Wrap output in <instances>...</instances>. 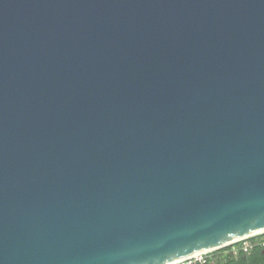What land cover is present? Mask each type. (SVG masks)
<instances>
[{"label":"water","instance_id":"1","mask_svg":"<svg viewBox=\"0 0 264 264\" xmlns=\"http://www.w3.org/2000/svg\"><path fill=\"white\" fill-rule=\"evenodd\" d=\"M263 230L264 0H0V264Z\"/></svg>","mask_w":264,"mask_h":264},{"label":"built area","instance_id":"2","mask_svg":"<svg viewBox=\"0 0 264 264\" xmlns=\"http://www.w3.org/2000/svg\"><path fill=\"white\" fill-rule=\"evenodd\" d=\"M254 248L264 249V230L240 237L225 245L204 250L195 255H187L165 264H220L229 257L247 253Z\"/></svg>","mask_w":264,"mask_h":264},{"label":"trees","instance_id":"3","mask_svg":"<svg viewBox=\"0 0 264 264\" xmlns=\"http://www.w3.org/2000/svg\"><path fill=\"white\" fill-rule=\"evenodd\" d=\"M264 264V254H260V249L256 250V254L252 256V258L247 261L246 259L238 258L235 259L231 257V259H227L225 262H221V264Z\"/></svg>","mask_w":264,"mask_h":264},{"label":"flooded vegetation","instance_id":"4","mask_svg":"<svg viewBox=\"0 0 264 264\" xmlns=\"http://www.w3.org/2000/svg\"><path fill=\"white\" fill-rule=\"evenodd\" d=\"M260 249V254H264V249L263 248H254L251 251L247 252V253H240L239 255H237L236 257H233L235 259H246L247 261H249L250 258H252V256H254L256 254V250ZM227 259H231V257L227 258ZM221 264V263H220ZM240 264V263H239Z\"/></svg>","mask_w":264,"mask_h":264},{"label":"bare ground","instance_id":"5","mask_svg":"<svg viewBox=\"0 0 264 264\" xmlns=\"http://www.w3.org/2000/svg\"><path fill=\"white\" fill-rule=\"evenodd\" d=\"M250 234H252V233H250ZM247 235H249V233L248 234H246L245 236H247ZM244 237V236H243ZM238 239V238H237ZM234 240H236V239H234ZM209 248H207V249H203V250H200V251H197V252H194V253H192V254H189V255H195V254H198L199 252L201 253L202 251H204V250H208Z\"/></svg>","mask_w":264,"mask_h":264}]
</instances>
